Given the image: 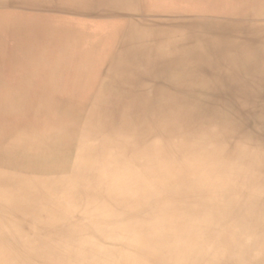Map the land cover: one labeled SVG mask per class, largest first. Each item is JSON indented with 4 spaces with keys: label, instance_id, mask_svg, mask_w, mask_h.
<instances>
[{
    "label": "bare ground",
    "instance_id": "bare-ground-1",
    "mask_svg": "<svg viewBox=\"0 0 264 264\" xmlns=\"http://www.w3.org/2000/svg\"><path fill=\"white\" fill-rule=\"evenodd\" d=\"M0 264H264V0H0Z\"/></svg>",
    "mask_w": 264,
    "mask_h": 264
}]
</instances>
